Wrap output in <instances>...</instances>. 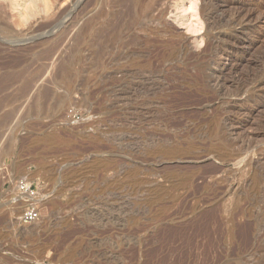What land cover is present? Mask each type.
Returning <instances> with one entry per match:
<instances>
[{"label": "rangeland", "instance_id": "rangeland-1", "mask_svg": "<svg viewBox=\"0 0 264 264\" xmlns=\"http://www.w3.org/2000/svg\"><path fill=\"white\" fill-rule=\"evenodd\" d=\"M38 2L37 9L30 3L35 10L26 5L41 18H19L11 38L0 30V63L23 60L16 63L29 65L27 79L42 67L48 79L58 61L69 57L74 33L95 11L96 0ZM145 4L151 18L136 28L141 48L132 61L137 73L131 97L117 99L126 86L115 85L116 92L102 101L108 106L102 112L87 96L90 87L63 76L54 92L63 95L70 89L68 96L37 112L25 109L32 92L26 98L14 92L21 83L0 93V264H264V250L245 249L257 240L264 244V0ZM61 9L69 12L53 28L45 27L46 14ZM249 9L254 11L249 22L234 19L236 12ZM168 43L180 52L162 61L159 46ZM222 48L235 52L218 61ZM172 147V156L165 155L163 150ZM17 179L42 190L44 201L59 204L48 215L40 207L39 224L17 221L22 208L13 204ZM220 230L224 238L217 241ZM178 235L187 238V255L172 244Z\"/></svg>", "mask_w": 264, "mask_h": 264}, {"label": "bare ground", "instance_id": "bare-ground-1", "mask_svg": "<svg viewBox=\"0 0 264 264\" xmlns=\"http://www.w3.org/2000/svg\"><path fill=\"white\" fill-rule=\"evenodd\" d=\"M39 0H0V30L2 31V32H5V35H4V37H10V35H12V34H17L16 32H15V30L17 29V26H18V19L19 18H22L23 16H24V18H28V17H26V16H30L32 19H34L35 17L37 18V17H39V18H41V14L39 15L37 12H35L34 13V11H32V12H30L32 9H34L35 10V8H33V7H36V6H38V2ZM58 1L59 0H51V2H52V4L53 5H55V4H57L58 3ZM79 2V0H75V4L77 5V3ZM26 3H29V6H31L30 5V3H32V5L33 4H35V6L33 5V7L31 6V10L29 9L28 10V6L26 5ZM73 3V4H74ZM95 4V7H93L94 8V10L95 11H92L90 14H89V16L90 17H88L87 15V19L86 20H84L83 21V23H82V25H80V28L78 27V29L76 30V32L74 33L75 34V37L73 38V40H72V46H71V51H70V55H69V57L68 58H66V59H61V60H59L58 61V64L56 65V66H54L55 68H54V70H52V72L50 73V77L47 79V78H45V76H44V78L46 79V80H44V78H43V74L45 73V72H47L43 67L42 68H40V69H37V71L36 72H34L33 73V75L32 76H30V78L29 79H27V78H24V76H25V74L27 73V71H28V67H29V65L26 67V66H23V67H20V66H18V64H19V62H21L20 64H22V59L23 58H21V60L22 61H15V60H13V58H12V61H15L14 62V64L13 63H10V64H12V65H9L8 63H6V61L4 62V64H1L0 63V93L1 92H4V91H7V90H9L10 88H12V87H14L15 85H17L18 83H21V85H19L16 89H14L15 91L14 92H17L19 95H20V97L21 98H26L27 96H29L30 95V93H31V95H30V97L28 98V103H27V105H26V107H25V109L27 110V111H35V112H37V111H39V110H43L46 106H48L49 105V102H51V101H54V102H56V103H60L61 101H64V99L68 96V94H69V92H70V89H66L65 90V92L63 93V95H57V94H55V92H54V89H56V90H58L59 89V87H60V83H59V78H60V76H63V77H65V78H69V79H71V78H75V79H78L79 80V85H81V86H87V87H90L89 88V90H88V92H87V96H88V98L89 99H91V100H97V104L95 103V105H97V109L98 110H102V112H103V110H105V108H107L106 106H104L105 104H103L102 103V101H105V99H107V98H110L111 97V93L112 92H116L115 90L113 91L112 89H114L113 87H115V85H117L116 87H118V84H121V87H122V85H125L126 87L124 88L123 87V90H121L120 92H119V94H117L115 97L117 98V99H120V98H123V97H129L131 94L130 93H132V89H133V91H134V85L133 84H135V83H133L132 84V80L135 78V75H136V64H135V67H133L134 65L132 64V61H133V59H137V57L138 56H136L137 54H136V51L138 50V49H140L141 48V40L139 41L138 39H137V37H136V33H137V31H136V28L137 27H140L141 25L143 26V23L146 21V20H148V19H150L151 18V15H150V12H148V9H147V7H146V4H145V0H96V2H94ZM148 3V2H147ZM150 4H151V2H149ZM51 4V5H52ZM229 4V3H228ZM23 5H24V8H22L23 7ZM148 6H149V4H148ZM157 6V5H156ZM229 6V5H228ZM38 7H36V9H37ZM210 9V8H209ZM150 10V9H149ZM64 11H66L65 9L62 11V9L60 10V12H56V13H54V14H49V15H47L46 14V16L44 17L48 22H47V24H46V26L45 27H52L53 28V26H54V24L62 17V16H64V14H65V12ZM213 11V10H212ZM69 12V11H68ZM67 11H66V13H68ZM94 12V13H93ZM207 12H208V10H207ZM243 12H245V11H238V12H236L235 13V15H234V19L235 20H240V19H242L243 21H244V23L245 22H249L250 21V19H251V17L253 16V14H254V11L253 10H251V9H249V10H247L246 11V13H243ZM88 14V13H87ZM65 15H67V14H65ZM233 15V14H232ZM66 17V16H65ZM85 17V16H84ZM213 17V16H212ZM86 18V17H85ZM214 18V17H213ZM217 18V17H216ZM223 18H225V17H223ZM215 20H217V19H215ZM221 20H223V19H221ZM225 20V19H224ZM219 21V20H218ZM232 22V21H231ZM65 23V22H64ZM74 23V22H73ZM147 23V22H146ZM217 23V22H216ZM76 23H74V25H75ZM223 24V23H222ZM224 24H225V21H224ZM227 24V23H226ZM44 25V24H43ZM43 25H41V27L43 26ZM145 25V24H144ZM215 25V24H214ZM217 25V24H216ZM215 25V26H216ZM231 25H233V24H231ZM56 26V25H55ZM38 27H40V26H38ZM40 27V28H41ZM73 27V26H72ZM217 27V26H216ZM39 28V29H40ZM37 29V28H36ZM47 28H45V30H46ZM51 29V28H50ZM56 29V28H55ZM54 29V30H55ZM66 29H68V28H66ZM72 29V28H71ZM30 30V29H29ZM34 30V29H33ZM41 30H43V28L41 29ZM53 30V29H52ZM53 30V31H54ZM74 30V29H73ZM140 30H141V27H140ZM210 30V29H209ZM47 32H48V29L46 30ZM49 31H51V30H49ZM70 31V30H69ZM42 32V31H41ZM44 32V31H43ZM42 32V33H43ZM38 33V32H37ZM53 33V32H52ZM9 34V35H8ZM34 35V34H33ZM32 36V35H31ZM11 38V37H10ZM7 40V39H6ZM58 40V39H57ZM227 40V39H226ZM4 42H5V39H4ZM144 43V42H143ZM217 43V42H216ZM169 44V43H168ZM168 44H165V45H163L164 47H161V46H159L160 48H161V50L163 49V51L161 52V54L159 53V52H157V54L159 53L160 55H161V57H162V61H163V59H166V58H169V57H172V56H174V55H176L177 53H179L180 51L178 50V48L177 47H175V46H170V44L168 45ZM179 44V43H178ZM215 44V43H214ZM180 45V44H179ZM219 45V44H218ZM150 46V45H149ZM148 46V47H149ZM181 46V45H180ZM56 47V46H55ZM158 47V48H159ZM220 47H221V45H220ZM152 48V47H151ZM157 48V47H156ZM156 48H155V50H156ZM157 48V49H158ZM159 48V49H160ZM182 48H184V47H182ZM182 48H181V50H182ZM219 48V47H218ZM158 49V50H159ZM212 49V48H211ZM215 49V48H214ZM48 50V49H47ZM67 50H68V48H67ZM142 50V49H141ZM143 50H145V49H143ZM154 50V49H153ZM157 50V51H158ZM160 50V51H161ZM1 51V50H0ZM46 52V51H45ZM44 52V53H45ZM50 52V51H49ZM139 52V54H143L144 52L142 51L141 53H140V51H138ZM153 53L155 52V51H152ZM235 51H233L231 48H226V49H221V50H219L218 52H216V56L215 57H217V59H218V61L219 60H221V59H223V58H227V57H230L231 55H233V53H234ZM15 53V52H14ZM38 53V52H37ZM149 53H150V51H149ZM187 53V52H186ZM18 54V53H17ZM23 54V53H22ZM28 54V53H27ZM65 54V53H64ZM67 54H69V52L67 53ZM41 55V54H40ZM51 55H53V54H51ZM26 56V55H25ZM49 56V55H48ZM48 56H46V57H48ZM180 56V55H179ZM185 56V55H184ZM14 57V56H13ZM18 57V56H17ZM140 57V56H139ZM144 57V56H143ZM154 57V56H153ZM160 57V56H159ZM188 57V56H187ZM193 57V56H192ZM191 57V58H192ZM2 58V57H1ZM0 58V59H1ZM15 58V57H14ZM19 58V57H18ZM63 58H65V57H63ZM150 58V57H149ZM194 58V57H193ZM3 59V58H2ZM15 59H17V58H15ZM26 59V58H25ZM29 59V58H28ZM36 59V58H35ZM43 59H45L44 57H42V60ZM49 59V58H48ZM52 59V58H51ZM140 59V58H139ZM142 59V58H141ZM145 59V57L142 59V60H144ZM176 59H179V58H176ZM182 59V58H181ZM195 59V58H194ZM203 59V58H202ZM259 59H260V57H259ZM259 59H258V61H259ZM11 60V59H10ZM20 60V59H19ZM39 60H41V59H39ZM46 60V59H45ZM201 60V59H200ZM27 61V60H26ZM82 61H84V64L83 65H79V67H78V64L80 63V62H82ZM135 61V60H134ZM139 61V60H138ZM144 61H146V59L144 60ZM161 61V60H160ZM212 60H210V62H211ZM217 61V60H216ZM18 64H17V63ZM31 62V61H30ZM136 62V61H135ZM150 62V61H149ZM148 62V63H149ZM153 62V61H152ZM170 62V61H169ZM260 62H262V61H260ZM35 63V62H34ZM39 63V62H38ZM142 63V62H141ZM147 62H145V64H146ZM156 64H157V62H155ZM160 63V62H159ZM163 63V62H162ZM164 63H166L165 61H164ZM163 63V64H164ZM193 63V62H192ZM213 63V62H212ZM31 64V63H30ZM182 64V63H181ZM32 65V64H31ZM30 65V66H31ZM38 65V64H37ZM40 65V64H39ZM43 66H44V64H42ZM41 65V66H42ZM49 65V64H48ZM52 65V64H51ZM53 65H54V63H53ZM52 65V66H53ZM148 65V64H147ZM149 66H150V64H149ZM154 65H152V68H154L153 67ZM158 66V65H157ZM39 68V66H36V68ZM47 67V66H46ZM139 68L141 67V66H138ZM142 67H143V65H142ZM155 67H156V65H155ZM36 68H34V70L36 69ZM139 68H137V69H139ZM152 68H151V70H152ZM142 69V68H141ZM155 69V68H154ZM153 69V70H154ZM143 70V69H142ZM138 71V70H137ZM140 71V70H139ZM144 71V70H143ZM147 71H148V69H147ZM31 72V71H30ZM48 72H50V71H48ZM142 72V71H141ZM144 72H146V71H144ZM219 72H222V70H220ZM114 73H117V74H120V78L119 79H115V78H112V75L111 74H114ZM152 73V72H151ZM261 73V72H260ZM260 73L258 74V75H260ZM145 74V73H144ZM149 74V73H148ZM152 74H154V73H152ZM45 75H46V73H45ZM142 76V75H141ZM219 78H220V73H219V75H217ZM47 77V76H46ZM218 77H217V80H218ZM252 77V76H251ZM25 79V80H24ZM215 79H216V77H215ZM242 79V78H241ZM252 79V78H251ZM147 80V79H146ZM41 81H43V82H45L46 84H50V85H52V88L50 87H47L43 82V84H41L40 82ZM48 81V82H47ZM219 81V80H218ZM241 81V80H240ZM76 82H78V81H76ZM214 82V81H213ZM220 82V81H219ZM238 82V81H237ZM242 82H243V79H242ZM242 82H240V83H242ZM211 83V82H210ZM68 84V83H67ZM213 84V83H212ZM142 85V84H141ZM75 87V86H74ZM120 87V86H119ZM76 88V87H75ZM60 90H62V89H60ZM239 90H240V88H239ZM74 91V90H73ZM243 91V90H242ZM12 92V91H11ZM10 92V93H11ZM135 92V91H134ZM9 93V94H10ZM242 94V93H241ZM149 95V94H148ZM7 97H8V94L6 95ZM99 96V99H97V97ZM2 97V96H1ZM0 97V98H1ZM6 97V98H7ZM16 97H17V95H16ZM131 97V96H130ZM148 97V96H147ZM192 97H194V96H192ZM3 98V97H2ZM5 98V99H6ZM17 98H19V96L17 97ZM191 98V97H190ZM250 98V97H249ZM188 99H189V97H188ZM203 99V98H202ZM16 100V99H15ZM150 100V99H149ZM3 101H4V99H1L0 100V106H1V104H3ZM13 101V100H12ZM17 101V100H16ZM175 101V100H174ZM172 102V101H171ZM181 102V101H180ZM184 102V101H183ZM182 102V103H183ZM193 102V101H192ZM204 102V101H203ZM23 103V102H22ZM90 103V102H89ZM190 103V102H189ZM23 104V105H24ZM138 104V103H137ZM146 104H148V103H146ZM145 104V105H146ZM167 104H168V102H167ZM172 104V103H171ZM174 104V103H173ZM223 104H225V103H223ZM22 105V104H21ZM199 105H202V104H199ZM53 106V105H52ZM56 106V105H55ZM128 106V105H127ZM164 106V105H163ZM162 106V107H163ZM167 106V105H166ZM223 106V105H222ZM21 107V106H20ZM138 107V106H137ZM157 107V106H156ZM175 107V106H174ZM130 108V107H129ZM128 108V109H129ZM142 108V107H141ZM226 108H228V107H226ZM97 109H95V110H97ZM108 109V108H107ZM128 109H126V110H128ZM165 109V108H164ZM175 109H176V107H175ZM230 109V108H229ZM137 110V109H136ZM173 110V109H172ZM164 111V110H163ZM171 111V110H170ZM169 111V112H170ZM16 112V111H15ZM15 112H13V113H15ZM115 112V111H114ZM166 112V110L164 111V113ZM169 112H167V114L169 113ZM173 112V111H172ZM12 113V114H13ZM24 113H25V110H24ZM34 113V112H33ZM32 113V114H33ZM5 114V113H4ZM11 114V113H10ZM9 114V119H10V117H11V115ZM20 114H22V113H20ZM6 115H8V114H6ZM6 115H4L5 117H6ZM23 116V115H22ZM194 116V115H193ZM5 117H3L4 119H5ZM8 117V116H7ZM6 117V118H7ZM190 118V117H189ZM192 118V117H191ZM197 118V117H196ZM206 119H208V118H206ZM2 121L3 120H0V123H2ZM9 121V120H8ZM197 121H198V119H197ZM7 123V122H6ZM171 123V122H170ZM169 123V124H170ZM176 123V122H175ZM189 123V122H188ZM193 123V122H192ZM195 123V122H194ZM0 125H2V124H0ZM171 125V124H170ZM193 125H195V124H193ZM192 125V126H193ZM263 125V124H262ZM38 126V125H37ZM169 126V125H168ZM172 126V125H171ZM262 127V126H261ZM191 130V129H190ZM189 132H191V131H189ZM175 133V132H174ZM177 133V132H176ZM184 134V133H183ZM207 134V133H206ZM169 135V134H168ZM190 136H191V134H190ZM189 136V137H190ZM204 136H205V134H204ZM203 136V137H204ZM147 137V136H146ZM156 137V136H155ZM158 137V136H157ZM150 138V137H149ZM163 138H165V137H163ZM200 138V137H199ZM172 139V138H171ZM188 139V138H187ZM193 139V138H192ZM221 139V138H220ZM219 139V140H220ZM224 139V138H223ZM157 140H158V138L156 139V141L154 142V143H156L157 142ZM174 140V139H173ZM173 140H171V141H173ZM201 140V139H200ZM194 141V140H193ZM224 141H226V139L224 140ZM162 142V144L163 143H165V142H163V140L161 141ZM161 142H159V143H161ZM242 142V141H241ZM143 143V142H142ZM196 143V142H195ZM246 143V142H245ZM170 144H171V142H170ZM173 144V143H172ZM190 144H192V143H190ZM189 144V145H190ZM200 144V143H199ZM243 144V143H242ZM153 145V144H152ZM160 145V144H159ZM179 145V144H178ZM200 145H202V144H200ZM245 145H247V144H245ZM250 145V144H249ZM154 146H156L155 144L153 145V147ZM158 146V145H157ZM164 146H166V144L164 145ZM170 146H172V145H170ZM173 146H174V144H173ZM228 146V145H227ZM239 146V145H238ZM151 147V146H150ZM163 147V146H162ZM177 147V146H176ZM234 147V146H233ZM245 147V146H244ZM244 147H242V148H244ZM249 147H251V146H249ZM248 147V148H249ZM161 148V147H160ZM173 148L174 147H172V148H166V149H164L163 150V152H164V154L165 155H171L172 156V154H173ZM186 148V147H185ZM235 148L237 149V146H235ZM228 149H230V148H228ZM233 149V148H232ZM235 149V150H236ZM252 149H254V148H252ZM243 150V149H242ZM201 151V150H200ZM199 151V152H200ZM203 151H205V150H203L202 149V152ZM227 151V150H226ZM245 150H243L242 151V153L244 152ZM248 152L250 151V150H247ZM252 151V150H251ZM152 152V151H151ZM181 152V151H180ZM206 152V151H205ZM247 152V153H248ZM189 153V152H188ZM195 153H196V151H195ZM194 153V154H195ZM204 153V152H203ZM207 153V152H206ZM212 153V152H211ZM246 153V154H247ZM250 153V152H249ZM162 154V153H161ZM175 154H177V153H175ZM243 154H245V153H243ZM191 156L193 155V154H190ZM194 156V155H193ZM203 156V155H202ZM202 156H201V158H202ZM211 156V155H210ZM159 157V156H158ZM157 157V158H158ZM181 158V156L179 155L178 156V158ZM204 157V156H203ZM208 157V156H207ZM242 157V156H241ZM244 157H247V155H245ZM160 158V157H159ZM161 158H162V156H161ZM176 158V157H175ZM179 158V159H180ZM184 159H185V157H183ZM196 158H198V157H196ZM211 158V157H210ZM171 159V158H170ZM174 159V158H173ZM188 159V158H187ZM191 160H192V157L190 158ZM199 159H200V157H199ZM247 159V158H246ZM166 160V159H165ZM177 160V159H176ZM182 160V159H181ZM196 160V159H195ZM239 162H240V160L239 159H237ZM236 159H235V161H237ZM197 161H199V160H197ZM243 161H245V159L243 160ZM260 161V160H259ZM151 162V161H150ZM238 162V163H239ZM242 162V161H241ZM158 163V162H157ZM257 163H258V161H257ZM260 163V162H259ZM240 164V163H239ZM242 164H243V162H242ZM249 164H251V163H249ZM253 165V164H252ZM254 165H256L257 166V164H254ZM251 166V165H250ZM258 168V167H257ZM260 170V169H259ZM154 173V172H153ZM156 174V173H155ZM261 174V173H260ZM264 174V173H263ZM193 177H194V175H193ZM263 177H264V175H263ZM190 178H192V177H190ZM201 178V177H200ZM204 178V177H203ZM196 179H199V178H197L196 177ZM174 180V179H173ZM187 180V179H186ZM195 180V179H194ZM193 180V181H194ZM200 180V179H199ZM197 181V180H196ZM189 182H192V181H189ZM195 182V181H194ZM193 182V183H194ZM151 183V182H150ZM154 184V183H153ZM190 184V186H191V183H189ZM199 185V184H198ZM198 185L196 186V185H194L193 184V187L194 186H196V187H198ZM199 189V188H198ZM197 189V190H198ZM191 190V189H190ZM189 193H190V191H188ZM187 192V193H188ZM194 192H197L196 190H194ZM189 193H188V195H189ZM198 193V192H197ZM212 193V192H211ZM196 194V193H195ZM187 194H186V196H188ZM192 195V194H191ZM190 195V196H191ZM197 195V194H196ZM43 195H41L40 197H42ZM186 196H185V198H186ZM38 198L37 199V201H36V203L38 204V206H39V208L41 207L42 208V210L44 211V212H46L47 213V215L48 214H50V211H51V208H53V207H58L59 206V204L58 203H55V202H51V201H44V198L43 199H41V198ZM181 198V197H180ZM184 202H185V200H184ZM10 204V203H9ZM177 204H178V202H177ZM12 206H13V204H12ZM11 205H10V207H9V209L12 211L13 209L11 208L12 207ZM177 206V205H176ZM15 207V206H14ZM181 208H182V206H180ZM180 207H178V211H180L179 210V208ZM174 209H176L177 210V208H175L174 207ZM184 211V210H183ZM177 212V211H176ZM176 212H174V213H176ZM171 213V212H170ZM172 213H173V211H172ZM171 213V214H172ZM173 213V214H174ZM182 213V212H181ZM170 214V215H171ZM172 214V215H173ZM184 214V213H183ZM169 215V214H168ZM168 215L166 216V217H168ZM182 215V214H181ZM236 215V214H235ZM238 215V214H237ZM37 221H39V219L38 220H36L35 222H33L34 224H36V223H38ZM205 223V222H204ZM203 223V224H204ZM39 224V223H38ZM205 224H207V223H205ZM227 224V223H226ZM252 224V223H251ZM251 224L249 223V225L251 226ZM207 225H209V224H207ZM246 225H248L247 223H246ZM248 225V226H249ZM200 226H202V225H200ZM199 226V227H200ZM205 226V225H204ZM204 226H202L203 228H204ZM220 226H221V224H220ZM220 226H219V223H218V227L220 228ZM187 227V226H186ZM198 227V228H199ZM247 227V226H246ZM258 227V226H257ZM203 228H201V229H203ZM224 228H225V226H224ZM235 228V227H234ZM249 228V227H248ZM248 228H247V230H248ZM165 229V228H164ZM176 229H178V228H176ZM180 229V228H179ZM193 229H194V231H197L196 229H197V227L196 228H194L193 227ZM250 229V228H249ZM160 230H162V229H160ZM172 229H170V231H171ZM174 230H175V228H174ZM183 230V229H182ZM184 230H188L187 228L186 229H184ZM190 230V229H189ZM188 230V231H189ZM192 230V229H191ZM205 230H206V227H205ZM208 230H209V227H208ZM217 230H218V228H217ZM216 230V231H217ZM263 230V229H262ZM169 231V230H168ZM180 233L179 234H182L181 232L182 231H180V230H178ZM177 231V232H178ZM203 230H201V232H202ZM210 231V230H209ZM224 231V230H223ZM238 231V230H237ZM159 232V231H158ZM192 232V231H191ZM199 232H200V230H199ZM201 232H200V234H201ZM206 232L208 233V231L206 230ZM229 232V231H228ZM248 232V231H247ZM255 232V231H254ZM257 232V231H256ZM256 232H255V234H256ZM164 233H166V232H164ZM171 233V232H170ZM193 233V232H192ZM237 233V232H236ZM235 233V234H236ZM250 233V232H249ZM258 233V232H257ZM172 234V233H171ZM171 234H170V236H171ZM186 234V233H185ZM185 234H184V236H185ZM205 234V233H204ZM209 234V233H208ZM219 234H220V238L218 239V234L215 236V237H217L216 239H218L217 241H219V240H221V236H222V238H224V235H223V232L220 230V232H219ZM224 234H225V231H224ZM159 235H161L160 234V232H159ZM164 235V234H163ZM177 235V234H176ZM183 235V234H182ZM187 235H188V232H187ZM195 235V234H194ZM210 235V234H209ZM238 235V234H237ZM236 235V236H237ZM249 235V234H248ZM257 235V234H256ZM264 235V234H263ZM169 236V237H170ZM175 236V235H174ZM179 236V235H178ZM184 236H179V238H178V240H176L177 239V237H176V239H173L172 240V244L175 246V248H176V246L178 247V248H176V250L178 249V250H180V251H182V254H183V252L185 253V249H184V247H185V245H186V243L188 242L187 241V238H185ZM189 236V235H188ZM190 236H191V234H190ZM226 236H229V234L228 235H226ZM235 236V237H236ZM250 236V235H249ZM248 236V237H249ZM253 236V235H252ZM200 237H201V235H200ZM251 237V236H250ZM161 238V237H160ZM164 238H165V236H164ZM167 238H168V234H167ZM171 238V237H170ZM170 238H168L169 240H170ZM174 238V237H173ZM195 238V237H194ZM193 238V239H194ZM210 237H208L207 239H209ZM211 238H212V236H211ZM238 239H239V237H237ZM252 238V237H251ZM250 238V239H251ZM225 239H228L227 237L225 238ZM238 239H236V242H237V240ZM249 239V238H248ZM249 239V240H250ZM253 239V238H252ZM260 239V238H259ZM165 240V239H164ZM168 240V241H169ZM201 240V239H200ZM229 240V239H228ZM254 240H255V238H254ZM262 240V239H261ZM163 241V240H162ZM167 241V242H168ZM190 241V240H189ZM202 241H203V239H202ZM210 241V240H209ZM208 241V242H209ZM212 241H213V238H212ZM225 241V240H224ZM231 241V240H230ZM248 241V240H247ZM164 242V241H163ZM191 242H194V240H192ZM208 242H207V245H209L208 244ZM221 242V241H220ZM232 242V241H231ZM252 242V241H251ZM258 242H260V244H261V241H258L257 240V243ZM175 243H178V245H175ZM217 243V242H216ZM248 243H249V241H248ZM257 243L255 244V246H254V243L252 242V243H249L250 245L248 246V248L246 247L245 249H246V251H248L249 250V252H252V251H254V252H261L262 250H264V248H263V246H264V244H262V245H257ZM189 244H191V243H189ZM197 244H200V243H197ZM205 244V243H204ZM203 244V245H204ZM211 244V243H210ZM231 244V243H230ZM233 244H235V243H233ZM244 244V243H243ZM166 245H167V243H166ZM236 245V244H235ZM234 245V246H235ZM246 245H248L247 243H246ZM159 246H160V244H159ZM158 246V247H159ZM205 246V245H204ZM203 246V248H205ZM233 246V247H234ZM157 247V248H158ZM191 247V246H190ZM189 247V248H190ZM195 247V246H194ZM199 247V246H198ZM216 246L214 245V248H215ZM219 247V246H218ZM222 247H224L223 245H222ZM241 247H242V245H241ZM162 248L163 247H161V249L160 250H162ZM165 249H166V247H164ZM186 248V247H185ZM206 248H207V246H206ZM211 248V247H210ZM263 248V249H262ZM165 249L163 250V252L165 251ZM171 248L169 247V250H170ZM213 249V248H212ZM221 249V248H220ZM219 249V250H220ZM234 249L236 250V248L234 247ZM175 250V249H174ZM173 249H172V251H174ZM214 250V249H213ZM217 250V249H216ZM216 250H215V252H216ZM222 250V249H221ZM220 250V251H221ZM229 250V249H228ZM230 250H232V249H230ZM240 250H242V249H240ZM158 251H159V249H158ZM168 251V250H167ZM172 251H170L171 253H173ZM190 251V250H189ZM198 251V250H197ZM223 251V250H222ZM221 251V252H222ZM234 251V250H233ZM162 252V253H163ZM224 252V251H223ZM222 252V253H223ZM232 252V251H231ZM235 252V251H234ZM240 252V251H239ZM179 253V252H178ZM187 253V252H186ZM185 253V255H187ZM201 253V252H200ZM208 253V252H207ZM229 253V252H228ZM166 254H167V252H166ZM176 254L177 253H175V257H176ZM192 254H194V253H192ZM216 254H217V258H218V253L216 252ZM249 254V253H248ZM252 254H254V253H252ZM204 255V254H203ZM230 255V254H229ZM234 255V254H233ZM166 256H168V254L166 255ZM171 256V255H170ZM178 256V255H177ZM182 256H184V255H182ZM191 255L189 254V257H190ZM194 256V255H193ZM220 256V255H219ZM232 256V255H231ZM235 256V255H234ZM252 256H254V255H252ZM264 256V255H263ZM175 257H174V259H175ZM230 257V256H229ZM246 257V256H245ZM244 257V258H245ZM251 257V256H250ZM173 258V257H172ZM180 258V257H179ZM183 258H185V257H183ZM182 258V260H184ZM243 258V259H244ZM187 259V258H186ZM219 259H220V257H219ZM231 259V258H230ZM237 259H238V256H237ZM253 259V258H252ZM175 260H177V258L175 259ZM228 260V259H227ZM251 260V259H250ZM179 261H181V260H179ZM217 261V260H216ZM239 261V260H238ZM248 261V260H247ZM253 261V260H252ZM251 261V262H252ZM184 262H186V260L184 261ZM219 262V261H218ZM228 262V261H227ZM226 262V263H227ZM242 262V261H241ZM244 262V261H243ZM180 263V262H179ZM215 263H217V262H215ZM173 264H175V262L173 263ZM177 264V263H176ZM182 264V263H181ZM183 264H186V263H183ZM242 264V263H241Z\"/></svg>", "mask_w": 264, "mask_h": 264}, {"label": "built area", "instance_id": "built-area-1", "mask_svg": "<svg viewBox=\"0 0 264 264\" xmlns=\"http://www.w3.org/2000/svg\"><path fill=\"white\" fill-rule=\"evenodd\" d=\"M14 194L16 199L14 205H22L17 221L21 224H31L40 217V208L36 203L42 195V190H38L32 183L25 179H17L14 183Z\"/></svg>", "mask_w": 264, "mask_h": 264}]
</instances>
